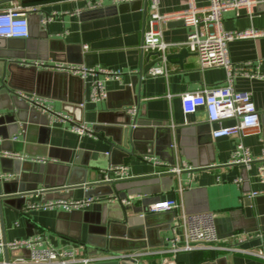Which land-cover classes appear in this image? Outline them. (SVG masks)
<instances>
[{
  "label": "crops",
  "instance_id": "obj_1",
  "mask_svg": "<svg viewBox=\"0 0 264 264\" xmlns=\"http://www.w3.org/2000/svg\"><path fill=\"white\" fill-rule=\"evenodd\" d=\"M186 1L161 0L160 12L180 10L186 6ZM196 1L200 5L208 2ZM258 1L252 8V13L245 8L225 11L224 28L229 31L254 28L264 32V0ZM21 2L28 9L36 6L39 10L29 9V24L32 31L39 33L47 29L52 37L57 39L54 58L63 57L66 60L64 64H83L88 67L115 70L120 72V76L108 78L102 73L98 74L104 83L106 93L111 96L93 100L92 85L97 78L95 75L80 78L79 75L55 68L56 63L62 62L51 58L47 61L48 67L38 66L37 70H26L12 65L10 70L14 73L13 84L17 86L12 88L14 92L21 91L45 97L54 113L67 114L73 121L75 114L82 118L81 122L90 125L93 131L91 134L80 135L70 130L69 120H58L54 113L39 110L18 98L7 100L12 107L0 108V130L7 134L16 126L19 131L18 138L12 137V141L24 142V150L18 153L5 152L6 155L42 163L81 164L88 170L87 183L102 181L113 163L125 164L128 166L129 177L112 181L123 180L134 184L147 178H153L152 180L158 178L161 181L150 180L149 183L137 186L138 192L126 195L128 203L123 204L128 207L129 216H145L147 212L144 210L150 209L154 203L175 198L187 213L212 211L219 221L220 236L231 240L239 247L236 251H224L198 246L174 256L164 251L168 249L169 239L173 237L172 225L175 215L171 219L169 211L155 213L149 211L150 214H156L152 217L150 239H147L149 245L125 251L132 255L141 253L139 261L144 264H160L165 259L169 264H264V257L259 254L260 251L264 252V182L257 176L260 163L264 165V125L261 119V114L264 113V34L236 38L229 43L231 61L236 66L244 67L245 72H248L235 75L234 87L249 93L260 113V125L248 130L242 137L254 160L248 169L244 165L229 164L238 137L214 138L212 130L216 124L209 122L203 108L194 114L183 112L180 98L182 93L222 84L227 76L223 67L201 68L194 52L187 49L188 55L181 63L177 57L157 63L155 66H166L168 73L145 75L141 84L137 85L140 92L139 103L134 106L121 104L125 100L121 92L131 83L132 75L159 57L152 54L147 59L148 53L155 51L144 52L141 49L144 31L148 28L151 16L148 3L146 10L142 5L112 15L84 19L81 13L89 9L85 0L37 2L21 0ZM112 4L109 0H104L101 6ZM8 5L9 0H0V10ZM52 14L56 15L49 19ZM163 23L156 21L155 24L162 32L164 40L181 42L186 39L188 28L184 24L164 27ZM184 48L178 45L171 46L167 56L178 54ZM7 81L8 78L4 80L5 83ZM71 101H82L80 111L72 109L68 112L64 109V103ZM15 102L27 108L26 114L23 115L24 120L18 118L20 110ZM133 108L135 112L131 111ZM129 115L137 116L138 120L162 122L171 127L177 134L175 141L181 142L180 150L185 155L182 159L175 156V164L184 167L180 173L167 172L165 166L144 159V156H152L167 163L153 152V145L150 142L138 143V150L132 155L113 147L109 134L119 140L120 129L128 124ZM233 123V120H226L223 125ZM94 126L97 129H94ZM181 130L184 132L179 134ZM175 149L177 152V144ZM9 168L11 167L8 166L7 169ZM0 174L10 173L0 171ZM238 178H242L243 181L237 182ZM76 186L73 190L66 188L52 194L39 193L32 196L30 202L87 197V186L84 184ZM252 192L258 194L251 196ZM99 197L102 200L96 203L98 206L94 204L84 209L71 210L26 209V204L21 209V201L18 198H9L0 208V241L8 243L17 239L41 236L44 244L56 248L71 246L79 256H92L91 248L76 242L73 236L81 234L85 240L89 230L94 232L100 230L97 226L99 205L107 201L112 202L115 197L108 199L106 196ZM246 197L255 202L256 222L249 226L255 229L249 232L239 229L231 233L230 213L241 209L243 199ZM259 198L260 204L256 201ZM181 211L180 207L175 214ZM170 220L172 221L169 223ZM177 231L181 233L180 229ZM136 232L142 231L139 228ZM238 237L243 238L242 241L237 240ZM29 256L30 251L27 248L4 247L0 249V264L8 262L19 264V261L26 260ZM222 258L224 260L217 261Z\"/></svg>",
  "mask_w": 264,
  "mask_h": 264
},
{
  "label": "built area",
  "instance_id": "obj_2",
  "mask_svg": "<svg viewBox=\"0 0 264 264\" xmlns=\"http://www.w3.org/2000/svg\"><path fill=\"white\" fill-rule=\"evenodd\" d=\"M78 1V0H72ZM88 8H96L102 5L104 0H85ZM113 4L129 3L135 1H147L151 9V16L148 21V28L144 31V38L141 49L144 52L155 51L159 53L162 61L167 62V51L171 46H183L194 52L198 57L201 68L223 67L227 76L222 84L212 87L202 88L197 91H188L181 94L182 109L185 114H194L200 108H203L210 123L216 124L212 130L214 138L219 137H238L235 149L232 152L229 164L244 165L251 168L254 161L250 149L245 145L242 137L252 128L260 125V113L255 105L252 96L234 87V77L239 73L248 74L244 67L236 66L230 59L229 43L236 38L256 37L264 34L258 29L249 28L245 30L229 31L223 25V13L228 10L247 9L252 13V8L258 4V0H208L207 4L200 5L196 0H187L186 6L174 12H160L161 0H109ZM36 11L37 7L29 8ZM29 9L21 0H9V5L0 10V36L11 38H27L30 32L28 19ZM56 14L48 18L53 19ZM182 19L184 25L188 28V34L184 41L168 42L163 39L162 32L156 28V21H169ZM37 66L48 67L45 61H35ZM55 68L66 70L75 75L85 78L88 75L102 73L108 78L119 77L120 72L105 68L88 67L83 64H64L56 63ZM166 66H154L149 70L150 75L167 74ZM253 76V74H251ZM18 95L25 99L31 106L42 111L54 113L51 106L47 103L45 97L26 94L18 91ZM106 97V90L103 81L97 76L92 85L93 100H101ZM135 112V108L131 110ZM56 118L61 121L69 120L71 122L70 130L80 135L91 134L92 127L86 123L73 121L67 114L54 113ZM233 120V124L225 126L223 122ZM144 159L154 161L159 166H165L167 172L180 173L183 166L176 164L170 165L152 156H144ZM260 161V160H258ZM257 176L261 182H264V165L260 163ZM129 177L128 166L125 164L111 165L103 181H112L114 179H123ZM11 174H0V179H10ZM238 178L237 182H242ZM257 192H252L251 196H256ZM99 196H87L80 199L69 200H50L45 202H28L26 209L32 208H61L64 210L84 209L96 203L101 202ZM128 203L127 199L122 200ZM182 208L180 213H176L172 225L174 231L173 237L169 239V247L164 252H169L176 256L179 252L189 251L198 246L207 247L214 250L236 251V247L229 239H224L219 235L216 217L212 211H202L196 213H187L182 205L175 198L160 200L150 207L151 212L177 211ZM180 229L181 233L177 231ZM235 238V237H234ZM243 238H237L242 241ZM27 248L30 256L26 260L19 261V264H93L96 261L134 257L139 261L138 254H129L123 252L120 255L97 254L88 257L79 256L73 247L64 246L56 248L49 244H44L41 236H33L25 239H17L11 242H1V248ZM259 254L264 257V252ZM11 264V263H6ZM160 264H169L168 260Z\"/></svg>",
  "mask_w": 264,
  "mask_h": 264
},
{
  "label": "water",
  "instance_id": "obj_3",
  "mask_svg": "<svg viewBox=\"0 0 264 264\" xmlns=\"http://www.w3.org/2000/svg\"><path fill=\"white\" fill-rule=\"evenodd\" d=\"M26 1H44V0H26ZM144 6L147 8V1L143 3L141 1L125 3L121 5H105L96 8L85 9L81 13V17L84 19L101 17L104 15H112L118 12L127 11L137 7ZM39 11V10H36ZM42 17V14H41ZM30 14L28 15V19ZM184 24L182 19L169 20L163 23V26L174 27ZM57 45V39L52 37L49 30H41L39 33L32 31L30 26L29 36L27 38H11L0 36V108L10 109L11 104L7 103V100L20 99L24 103L29 104L25 99L21 98L17 92H14L12 88H17L14 83V73L10 68L12 65H16L26 70H37L38 66L34 64L35 61L47 62L49 58L56 59L59 62L66 61L63 57L54 58L55 49ZM158 52H150L147 55V59ZM188 55V51L184 48L180 53L175 55H168L167 59L177 57L180 63L184 61ZM162 58L158 57L155 60L150 61L144 67H141L136 73L132 75V81L127 84L122 90L121 94L124 95L125 100L121 103L125 106H134L139 103L140 92L137 89V85L141 84V81L145 75L149 74V70L157 63L161 62ZM47 66L49 64L47 63ZM8 78L7 83L4 82ZM27 78V77H24ZM81 78V77H80ZM111 94L106 93V97H110ZM13 100V101H14ZM82 101L65 102L64 109L70 112L72 109L80 111V104ZM17 104L20 112L18 118L24 120L23 115L26 114L27 108ZM25 109V112H24ZM128 124L121 127L119 140L114 135L111 136V143L113 147H117L127 154H133L135 150H138V143L150 142L153 145V152L160 156L161 159L168 164L173 165L176 161V155L182 159L185 157L184 153L180 150L181 142L175 141V132L171 127L164 125L162 122H152L150 120H138L137 116L131 117ZM80 117L75 116L74 121L81 123ZM262 123L264 125V113L261 114ZM18 127V126H17ZM10 129L7 134H4L0 130V164L3 173H10L12 178L1 180L0 179V208L2 204L7 202L9 198H18L21 201V209L27 203L32 201V196L39 193L52 194L54 191L62 189H75L76 185L84 184L87 186L86 196H106L115 197L111 201L104 202L99 205V220L97 226L100 228L98 232H88L85 240L80 235H74L76 242L81 243L91 248L90 254H106V255H120L125 251L145 248L149 245L150 239V227L152 226V217L156 214L148 213L150 209L144 210L147 212L145 216H129L128 207L123 204L128 193L138 192L137 186L149 183L153 178H147L138 183H132L129 181H98L94 183H87L86 174L87 168L81 166V164H52L42 163L37 160H22L19 157H9L5 152L18 153L24 150V142L12 141L18 138L19 131L16 128ZM25 129V126H23ZM94 129H97L94 126ZM184 131L178 132L179 134ZM12 141V142H11ZM177 144L178 151L176 152L175 146ZM121 163V162H119ZM117 164V163H113ZM11 167L7 169V167ZM156 182H161L158 178H155ZM42 187V188H40ZM260 204V198L256 199ZM98 206V205H94ZM255 202L246 197L243 199L242 207L239 210H234L231 215V233L235 230L243 229L247 232L255 229L249 226L256 222ZM260 208V207H259ZM169 215L172 217L175 215L174 211H169ZM172 220L169 221V223ZM218 220H216L218 228ZM247 223V225H245ZM141 229L142 232H136V229ZM146 228V229H145ZM145 232V236H144ZM219 232V229H218ZM220 235V233H219ZM148 243V244H147ZM224 260L218 259L217 261ZM93 264H144L138 261L134 257H121L96 261Z\"/></svg>",
  "mask_w": 264,
  "mask_h": 264
}]
</instances>
